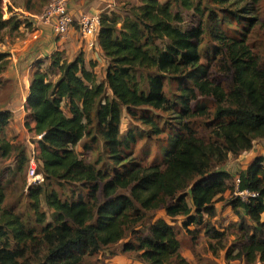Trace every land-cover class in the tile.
<instances>
[{"label": "trees", "instance_id": "16d2710c", "mask_svg": "<svg viewBox=\"0 0 264 264\" xmlns=\"http://www.w3.org/2000/svg\"><path fill=\"white\" fill-rule=\"evenodd\" d=\"M260 1L140 0L104 9L93 44L107 60L102 80L84 67L82 54L67 61L55 51L34 64L24 126L43 134V181L22 186L11 202L0 173V264H84L118 244L133 258L126 264H189L176 217L192 242L204 223L213 257L224 251L225 264H264V158L233 174L225 168L264 139V56L254 50L264 46ZM45 2L10 0L30 14ZM6 5L0 44L7 35L23 37L20 27L31 29L28 19H4ZM186 12L195 18L189 26ZM8 64L9 53L0 51V97L10 87L2 78ZM184 79L190 84L180 85ZM173 81L181 94L171 101L165 84ZM153 110L168 113L176 131L162 163L139 159L135 132L120 129L124 112L156 126ZM12 118L0 110V161L13 155L24 185L28 153L8 135ZM236 177L238 190L256 196H234ZM220 201L237 217L224 226L228 244L225 228L212 223ZM157 210L168 221L154 219Z\"/></svg>", "mask_w": 264, "mask_h": 264}, {"label": "crops", "instance_id": "0c3cea01", "mask_svg": "<svg viewBox=\"0 0 264 264\" xmlns=\"http://www.w3.org/2000/svg\"><path fill=\"white\" fill-rule=\"evenodd\" d=\"M9 3V0H8ZM116 0H67L68 14L75 22V27L69 30L66 36L60 38L57 37L49 25H38L30 16L31 14L25 11L23 8H16V15L19 19H28L31 23V29L25 31L23 27H20V31L23 32V37L7 40L6 52L9 53V64L7 69L3 72V78L10 84L11 90L7 93L5 105L0 110H8L13 115L12 132L18 136V140L23 141L26 149L28 148V142L30 136L27 133V129L24 126L25 110L24 103L28 93L30 77L34 70V64L39 60H45L55 51H62L63 58L67 61L73 60L78 54H82L84 67L87 70H93L96 74L97 81H100L104 77L105 68L107 66V60L104 57L99 45L96 43L93 47L89 45L88 41L83 39L77 28V22L82 16H98L104 9H115ZM14 9V8H13ZM1 46V44H0ZM0 47V48H3ZM4 52V50H2ZM9 73V74H8ZM33 126V122H31ZM263 141V142H262ZM262 141L257 140L253 147L249 151H245L233 158L236 163L245 157V154L251 155V158L240 169H245L255 158H264V139ZM27 143V144H26ZM12 157L9 159L11 161ZM232 161V162H233ZM264 164V161H263ZM229 172H236L237 170H230L229 166H225ZM233 174V173H232ZM226 196V194H225ZM221 202V201H220ZM220 202L215 203V210L220 211L223 207ZM225 213L230 216L227 221H236V216L232 213L229 206H225ZM216 218L223 219L220 213L217 212ZM181 217H176V219ZM167 221V217L165 218ZM264 214L262 215V220ZM181 247L180 252L183 257L189 261L192 258V252L190 250L184 252ZM239 262V261H238ZM238 264H242L239 262Z\"/></svg>", "mask_w": 264, "mask_h": 264}, {"label": "rangeland", "instance_id": "374dc122", "mask_svg": "<svg viewBox=\"0 0 264 264\" xmlns=\"http://www.w3.org/2000/svg\"><path fill=\"white\" fill-rule=\"evenodd\" d=\"M161 1H164V0H161ZM46 2H47V0H46ZM139 3H140L139 0H116V4H115L114 8L118 10L121 7L127 8L133 4H139ZM8 6L11 8L10 13L7 11ZM13 8H15V7L13 5H11L10 0H9V3L7 2V5L4 7V12H2L4 19H8L11 15L17 16L16 15L17 13ZM258 8H259V15L264 16V0H261L259 2ZM38 11H40V10H38ZM194 19L195 18H193V16L191 15L190 12H186L184 15V25L189 26L191 23H194V21H193ZM37 26H38V24H37ZM9 39H10V37H9ZM9 39H8V35H7L6 40L3 43H1L0 47L6 46L7 40H9ZM10 40H12V39H10ZM6 48L7 47L0 48V51L4 50V52H6ZM254 48H255L254 50L257 53L264 56V46H260V47L255 46ZM2 78H3V76H2ZM190 78H192V77H190ZM179 84L180 85L190 84V81L184 79L181 82L179 81ZM177 86H178V83L174 82V81L169 83V84H168V82H166V84H165V91H166V93L169 96L171 101H174L175 100L174 98H176L179 94H181V91H179L177 89L178 88ZM10 90H11V87H8L5 91H1V97H0L1 99L0 100L6 99L7 93H9ZM152 114L155 115V118L153 119V123H155L156 126H154L152 124L149 126L146 124L138 123V122L132 120L124 112L122 120H121L120 129H121L122 133H125L129 129H132L135 132L136 137H137V144L135 146V154L139 157V159H141L144 163H153V162L162 163L164 160V154L167 155L168 152H170L169 151L170 146H171V144L174 143L176 131H174V129H173V125H172L173 120L168 117V113L153 110ZM24 120H25V118H24ZM12 122H13V118L11 120L10 125H12ZM153 127H157L158 131L154 132ZM11 128L12 127L9 126L8 135L9 136H11V135L15 136L14 133L12 132ZM198 128L201 130V127L199 124H198ZM26 134H28L29 136L32 137V132L30 130H27ZM203 134H204V131H202V135ZM15 138H16L15 139L16 141L14 140L13 141L14 143L24 144L23 141L18 140L17 135L15 136ZM260 141H262V140H260ZM78 150H80L79 147H78ZM26 153H27V151H26ZM250 158H251V155L245 154V157H243L239 161V163L238 162L235 163L233 161V157H231L227 161L226 165L230 167V170L240 171L241 170L240 168L243 167L242 165H244ZM12 162L13 161H9V159L6 161H0L1 177L4 180V185L6 186V191H8V193H9L8 200L11 202L15 201L16 198L19 197L20 188L22 186H24L23 185L24 171L19 172V170L17 168V164L15 162L14 163H12ZM248 162H250V161H248ZM232 173H234V172H232ZM59 192H60V190H59ZM66 193L70 194V190ZM222 203H223V207L221 208L220 211H217V212L220 213V216L223 217V219H220V218L214 219L212 221V223L214 222V224L216 225V228H218L220 230L225 228V231L228 232V233H226V239H225L227 241V244H228L233 240V238H232V235L229 234V231L227 230V228L224 226H226L229 222H231L229 220L227 221V218L230 216V212L228 211V215H229L228 216L227 213H225V211H224L225 206H226L225 201H221L219 204H221V206H222ZM42 208H43V210H45L47 212V220L49 221L51 219L50 218V212L47 210L45 205H43ZM217 216H219V215H217ZM160 217L166 218L163 210H157L154 214V219H157ZM181 220H182L181 218L175 219L176 223L174 225L176 226V228L180 232L178 237L181 241L182 247L187 248V249L190 248L193 251L192 252V258H190L188 261L189 264H214V263L215 264H225L224 259H223L224 251L218 250L217 255L213 257L209 245L214 243L215 241L210 239L205 234L204 227H203V226H205V224L203 223L200 225L197 237L195 238L196 240L194 242H192V241H190L191 235L189 233H187V231L184 228L180 227ZM192 229H193V227L191 225L189 230H192ZM142 230H144V229H142ZM111 249L116 253V255L110 254L112 251ZM111 249H107V250L101 252L95 258H87L85 260L84 264H126V263H129L133 260V258L131 256H128L125 253H121V249H120L119 244L116 245L115 247H112ZM187 249H184V252L188 251ZM212 261L214 263H212ZM238 263H239L238 261L233 262V264H238Z\"/></svg>", "mask_w": 264, "mask_h": 264}, {"label": "built area", "instance_id": "2783aa9c", "mask_svg": "<svg viewBox=\"0 0 264 264\" xmlns=\"http://www.w3.org/2000/svg\"><path fill=\"white\" fill-rule=\"evenodd\" d=\"M2 3L3 0H0V5ZM30 16L38 25H49L53 33L60 38L66 36L69 30L75 27V22L68 14L67 0H47L40 13L31 14ZM77 28L82 38L87 40L89 45L93 47L94 40L99 29V17L95 15L82 16L77 22ZM42 136L43 134H34L32 132V137L30 136L29 138L27 148L28 161L23 186L25 191L43 181L38 148V142ZM238 184L239 180L236 177L234 179V196H239L243 200L256 196L255 192H251L249 190H238Z\"/></svg>", "mask_w": 264, "mask_h": 264}]
</instances>
